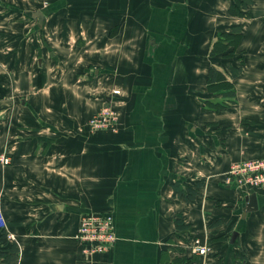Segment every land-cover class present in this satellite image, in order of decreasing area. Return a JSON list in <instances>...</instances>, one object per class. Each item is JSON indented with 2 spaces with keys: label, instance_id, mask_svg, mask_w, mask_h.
<instances>
[{
  "label": "crops",
  "instance_id": "crops-1",
  "mask_svg": "<svg viewBox=\"0 0 264 264\" xmlns=\"http://www.w3.org/2000/svg\"><path fill=\"white\" fill-rule=\"evenodd\" d=\"M231 3L0 0V249L15 246L0 264H238L239 250L264 264V185L225 179L264 156V0L237 14ZM237 26L218 59L228 97L207 89L210 47ZM104 104L116 129L90 130ZM250 190L257 207L241 219ZM94 210L111 213L117 239L87 257L75 234Z\"/></svg>",
  "mask_w": 264,
  "mask_h": 264
},
{
  "label": "built area",
  "instance_id": "built-area-1",
  "mask_svg": "<svg viewBox=\"0 0 264 264\" xmlns=\"http://www.w3.org/2000/svg\"><path fill=\"white\" fill-rule=\"evenodd\" d=\"M117 112L111 104H104L88 119L90 130L111 129L117 126ZM0 162L6 164L9 157L0 155ZM226 182L236 186H244L247 189L257 188L264 185V156L240 160L230 165ZM5 226V219L0 203V228ZM76 238L82 244V253L87 257L105 253L116 241L113 217L111 213L104 211H87L79 220ZM13 238L12 234H8ZM193 251L199 255L207 254L210 247L202 238L194 236L191 241Z\"/></svg>",
  "mask_w": 264,
  "mask_h": 264
},
{
  "label": "trees",
  "instance_id": "trees-1",
  "mask_svg": "<svg viewBox=\"0 0 264 264\" xmlns=\"http://www.w3.org/2000/svg\"><path fill=\"white\" fill-rule=\"evenodd\" d=\"M247 2H249V0H234V3H231L228 7V12L231 14H237L238 12L241 13L240 11H238V4L240 6H244V4H246ZM241 8V7H240ZM240 29L239 27H233V29L226 33V32H220L217 34V38L215 40V42H213V44H211L210 47V54L214 55L217 52H220L222 54H224L225 52H228V54H233V52L236 50L237 46H238V42L240 40ZM230 73L232 76H234L236 74V70H238L237 68L235 69L233 66H230ZM227 77L224 74V72L220 69L219 66H215V65H210L208 67V71H207V89L209 91H219L220 88H226L225 90H223V92L225 91V93L223 94L224 96H228V97H232L234 95V90L232 89V84L226 80ZM224 101L220 102V101H211L209 99H204V107L207 108H211L214 110H218L219 107L224 106ZM0 242L5 243L6 242V232L2 229L0 230ZM14 244H9L7 251L3 252L6 248L2 247L0 249V256L4 255L5 259H11L13 260L14 258ZM237 258H238V264H249L246 262V256L245 253L242 250H239L237 252ZM228 264H232V263H228Z\"/></svg>",
  "mask_w": 264,
  "mask_h": 264
},
{
  "label": "water",
  "instance_id": "water-1",
  "mask_svg": "<svg viewBox=\"0 0 264 264\" xmlns=\"http://www.w3.org/2000/svg\"><path fill=\"white\" fill-rule=\"evenodd\" d=\"M256 207H257L256 194L253 190H250L249 193L244 195L243 202L240 205L241 219H243L249 211L254 210ZM236 234L237 232L234 231L231 235V240H230L231 246L234 244Z\"/></svg>",
  "mask_w": 264,
  "mask_h": 264
},
{
  "label": "rangeland",
  "instance_id": "rangeland-1",
  "mask_svg": "<svg viewBox=\"0 0 264 264\" xmlns=\"http://www.w3.org/2000/svg\"><path fill=\"white\" fill-rule=\"evenodd\" d=\"M25 27L27 28V29H26L27 34H26V31H25L24 33H21L20 35H18V37H27V36H30V34L33 33V31H31L30 26H26V25H25ZM6 35H7V37H14L16 34H13V32H11V30H9L8 33H7ZM216 38H217V37H213V38H212L211 44H213V42H215ZM215 54L218 55V58H217V59H214V61L211 62L210 64H211V65H215V66H220L219 63H218V61H219L218 59H219V56H220V52H217V53H215ZM215 54H214V55H215ZM211 56H212V55H211ZM228 169H229V168H228ZM226 175H227V173H226ZM225 179H226V177H225Z\"/></svg>",
  "mask_w": 264,
  "mask_h": 264
}]
</instances>
